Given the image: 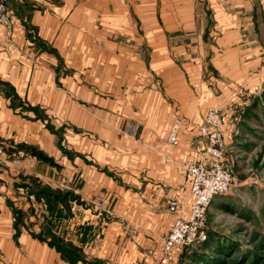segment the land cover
I'll return each instance as SVG.
<instances>
[{"label":"rangeland","instance_id":"obj_1","mask_svg":"<svg viewBox=\"0 0 264 264\" xmlns=\"http://www.w3.org/2000/svg\"><path fill=\"white\" fill-rule=\"evenodd\" d=\"M70 4L71 22L54 27L64 37L43 46L46 59L56 57L62 68L54 75L57 103L47 126L76 170L71 208L81 206L104 223L115 220L111 187L122 180L128 184L123 176L138 174L150 155L170 157L171 149L186 146L181 136L194 127L201 150L175 164L183 183L167 193L172 226L175 214L168 202L177 201L187 216L192 197L185 165L205 164L204 150L215 129L233 183L228 193L211 200L206 241L177 250L170 264H264V0ZM58 93L71 100L70 109L59 103ZM210 112L216 116L213 124L206 123ZM91 173L103 177L102 191L90 189L89 182L81 188ZM61 186L70 190L69 184ZM61 219L57 216L49 228L57 231ZM72 252V264L86 257L96 261L92 250ZM148 255L156 264L160 250L149 248Z\"/></svg>","mask_w":264,"mask_h":264},{"label":"crops","instance_id":"obj_2","mask_svg":"<svg viewBox=\"0 0 264 264\" xmlns=\"http://www.w3.org/2000/svg\"><path fill=\"white\" fill-rule=\"evenodd\" d=\"M71 1L77 3L10 0V39L0 26V264H71L57 249L58 242L85 248L86 255L92 250L95 263L86 257L81 264H152L148 250L161 251L171 226L167 193L183 183L175 164L184 154L201 150V139L192 134L193 127L190 134L181 136L186 146L171 149L170 157L150 155L138 166V174L123 176L128 184L122 180L113 185L115 220L104 223L81 206L71 208V176L76 170L71 155L58 147L55 131L47 126L52 105L57 103L54 75L62 68L57 67L56 57L46 59L49 52L43 46L64 37L54 27L71 22ZM61 93L56 99L70 109L71 100ZM62 182L70 190H63ZM88 182L90 189L102 191L105 181L91 173L81 188ZM57 216L64 224L51 230L49 225Z\"/></svg>","mask_w":264,"mask_h":264},{"label":"built area","instance_id":"obj_3","mask_svg":"<svg viewBox=\"0 0 264 264\" xmlns=\"http://www.w3.org/2000/svg\"><path fill=\"white\" fill-rule=\"evenodd\" d=\"M10 0H0V26L6 28V37L10 39L11 18L8 4ZM216 116L210 112L206 123L213 124ZM208 145L204 150L206 159L203 163H190L185 165V171L191 177L190 194L192 200L188 206L187 216L178 210V203L174 199L168 202V211L175 214V220L166 235L160 255L156 264H170L175 260L177 250L204 243L206 233V211L211 200L221 194H226L231 189L233 177L226 170L222 156L223 138L215 129L209 133ZM168 142H176L175 129L168 137ZM13 164L18 165V160Z\"/></svg>","mask_w":264,"mask_h":264},{"label":"trees","instance_id":"obj_4","mask_svg":"<svg viewBox=\"0 0 264 264\" xmlns=\"http://www.w3.org/2000/svg\"><path fill=\"white\" fill-rule=\"evenodd\" d=\"M58 241V240H57ZM56 241V242H57ZM59 245V246H58ZM58 245H57V249L59 250V252L61 253L63 259H65V261L69 262L71 261V264H72V255H73V252H72V249L71 247H64V245L61 243V242H58ZM221 247H219L220 249ZM221 250V249H220ZM67 252V253H66ZM76 255V254H75ZM69 260V261H68Z\"/></svg>","mask_w":264,"mask_h":264}]
</instances>
